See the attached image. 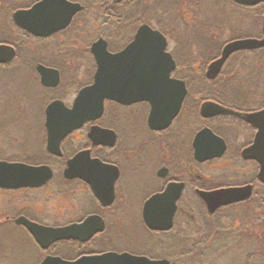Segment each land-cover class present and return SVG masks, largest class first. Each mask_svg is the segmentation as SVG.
Here are the masks:
<instances>
[{
	"label": "flooded vegetation",
	"instance_id": "1",
	"mask_svg": "<svg viewBox=\"0 0 264 264\" xmlns=\"http://www.w3.org/2000/svg\"><path fill=\"white\" fill-rule=\"evenodd\" d=\"M11 1L0 0V18L9 17L8 24L11 26H7L8 35L0 32V35L7 37L0 44L12 46L15 53L6 61H0V69L19 74V84H24L22 87L26 89L27 97L18 106L15 100L12 103L3 100L5 92L0 95V162L21 164L31 173L21 175L24 183L20 186L0 185V228L12 227L20 233L22 240L36 255L33 264H42L48 257H59L68 262L105 252H129L151 259L170 260L169 254L161 253L162 256L157 257L153 253L167 246L166 238L171 234L179 238L178 251L195 248L198 237L192 232L196 230V221L204 215H222L230 207L238 210L234 216L237 221L245 210L252 209L254 213H259L260 205L264 204L260 165L256 160L244 157L245 149L254 144L257 129L236 114L203 116L202 104L212 101L246 114L261 110L264 105L244 108L233 99L237 91L227 89V84L231 81L229 76L237 70L240 72L249 59L260 61L259 55L264 52V46L232 53L214 79L207 78L206 68L188 71L195 82L192 84V80L190 82L180 68V63L183 53L189 60H195V55L203 57L197 38L195 41L188 40L190 51L180 48L183 44L175 36V30H170V21L150 17L146 13L151 6L146 3L148 0L142 9L136 11L133 6L137 0H67L82 4L83 9L76 12L65 26L50 34L36 36L18 26L13 15L18 10L32 8L41 0H28L29 3L27 0ZM236 5L245 9L257 32L222 40V26L226 25L225 31L232 33L233 24L209 27L218 43L210 53L214 54L211 61L218 59L224 46L232 40H262L264 37V1L252 6ZM252 10L258 12V19L253 16ZM143 25L159 30L165 36L163 52L171 54L176 62L171 77L185 83L186 93L178 110L176 99L180 98L184 86L163 84L160 77L166 70L165 58L157 53L161 48H155L144 39L145 44L142 42L136 48L143 46L140 53H133L136 49L131 50L120 59V73L125 74L118 79L122 84L120 87L132 91L138 88L135 83L138 72L152 74L159 77L141 76L140 81L155 80V85L146 89L166 91V96L153 94L158 99L153 103L150 100L123 103L105 99L102 115L98 118L86 120L82 126L71 130L68 126L50 128L46 107L52 102L61 101L71 108L78 93L93 84L98 65L91 51L92 44L103 39L107 41L111 53H121L132 45ZM9 32L13 34L11 40ZM150 49H156V56L152 57L158 67L156 70L144 69L148 65L146 57L152 55ZM138 66L141 68L138 69ZM132 74L135 76L133 79ZM221 75L222 78L227 77L223 79V86L216 89L220 81L217 78ZM56 77L58 82L52 85ZM203 79L210 85L202 86L200 83ZM37 91L38 97L30 95ZM164 97L171 100L161 103L160 98ZM10 105L11 108L18 106V109L39 108L41 116H5ZM65 129L68 131L62 133ZM203 130L208 132L202 138L200 134ZM226 130H231V136ZM213 135L223 142L215 141ZM204 144L210 153L224 147L223 153L202 160ZM80 154H83L82 165L76 167L84 171V178L71 167L74 157ZM41 167L44 182L34 170ZM245 186H252V195L248 199L221 206L214 213H209L201 192ZM151 199L155 201L150 212L158 216L167 212L169 204L175 205L170 229H153L145 223L143 210ZM133 201L140 204L138 217L142 220L144 231L150 233L149 247L142 251L118 249L111 239L120 207ZM244 206L247 207L244 209ZM89 218H94L92 224L87 229L83 228ZM32 224L55 230L75 225L77 228L69 230L70 237L54 238L51 233L39 241L28 226ZM91 231L93 233L90 234ZM186 237L191 239L188 244ZM0 264H8L5 255L0 257Z\"/></svg>",
	"mask_w": 264,
	"mask_h": 264
},
{
	"label": "rangeland",
	"instance_id": "2",
	"mask_svg": "<svg viewBox=\"0 0 264 264\" xmlns=\"http://www.w3.org/2000/svg\"><path fill=\"white\" fill-rule=\"evenodd\" d=\"M16 1L12 0L11 2L14 3ZM29 2L27 0V3ZM145 2L146 0H137L136 5L133 6V10L142 9L144 7L142 5ZM146 3L151 4L146 11L150 17L156 16L167 20L168 23L170 21V30H175V36L180 38L183 44V46L180 45V48L184 47L183 49L186 52L190 51L191 46L188 40L192 39L195 41V38H197V44H200L199 49L203 57L195 55V60H192V63H190L189 58L184 53L183 55L181 54L180 68L185 71V76L190 82L192 76H190L191 73L188 71L196 68L198 70L207 68L211 62L210 58L214 56V54L210 53L213 47L216 48L218 46L217 40L213 36L214 34H211V30L208 29L209 27L222 26L227 23L233 24L234 31L232 33L225 31L226 25L222 26L220 34L222 40L230 38V36L239 37L248 32H257L253 29V23H251L245 9H242L230 0H148ZM163 11L167 12V15L163 14ZM252 12H254L253 16L258 19L260 16L257 15L258 12L254 10ZM161 13L164 18L160 15ZM8 18H0V22L2 23L0 32L7 33V35V26H10ZM12 35L9 32L10 40L13 37ZM5 38L7 37H4V34L0 35V41ZM84 40L87 41V39ZM259 56L260 61L249 59L240 72L237 70L234 75L229 76L231 81L227 84V89L237 91L233 99L237 100L247 109L259 108L264 105V52ZM206 61L208 64H205ZM242 65L243 63L239 69ZM1 71L0 69V95L5 92L3 100L11 103L15 100L14 102H17L19 106V103L27 97V91L22 87L24 84H19V74L16 71H2L4 72L3 74ZM226 77L227 75L224 78ZM224 78H222V75L217 78L220 81L216 84V89H220L223 86ZM191 83H195L194 80ZM209 83L203 79L200 84L202 86L206 84L209 86ZM6 85H9V87ZM30 95L38 97V91L30 93ZM0 102L2 101L0 100ZM11 106L8 114L5 116L12 118L41 116V109L39 108L18 109V106L17 108H11ZM230 131L226 130V133ZM229 135L231 136L230 133ZM139 206L138 202L133 201L124 207H120L116 230L111 238L112 244L118 249L130 248V251H142L149 247L150 233L144 231L142 220L138 217ZM246 207L244 206V209ZM260 207L263 208L262 211ZM260 207L259 213H254L252 209H249L247 212L245 210V214H243L242 218L239 216L237 221L234 220V216L238 210L230 207H228L230 209L225 208V212L222 210V215L213 217H205L204 215V217L199 218L196 221L197 227L195 232H191L195 233V237H198L199 241L197 247L194 248L195 251L201 250L206 256L204 263L200 264H210V262L212 264H264V204L260 205ZM216 228L219 233L215 235L213 233ZM190 229L192 230V227ZM191 237L194 238L193 236ZM190 241L191 239L186 237V244L190 243ZM165 245H167L166 247L164 246L165 248L155 251L153 255L161 257V253L169 254L172 264H181L177 260V257L184 254L185 251H182V249L181 251L177 250L179 238L177 239L174 234H171L166 238ZM3 255L7 257L8 264H33L36 258L33 249L22 240L20 233L16 230L14 231L12 227L0 228V257ZM182 264H197V262L190 261Z\"/></svg>",
	"mask_w": 264,
	"mask_h": 264
},
{
	"label": "water",
	"instance_id": "3",
	"mask_svg": "<svg viewBox=\"0 0 264 264\" xmlns=\"http://www.w3.org/2000/svg\"><path fill=\"white\" fill-rule=\"evenodd\" d=\"M119 1V0H116ZM241 5H257L258 3H262L264 0H233ZM83 9V5L80 3L70 2L67 0H41L35 3L32 8L27 10H18L14 13L15 23L26 29L27 31L36 35H47L52 33L53 31L65 26L71 20L72 16L76 14V12ZM64 16V17H63ZM149 42L150 45H154V47H160L161 50H157L158 55L164 56L166 69L164 73L161 74V79H163L164 85H182L184 88L180 92V98L177 102L176 111L181 105L182 100L184 99V95L186 93L185 83L183 81H178L171 77V71L175 69L176 62L173 60L171 54L167 52H163L164 46H166L165 36L156 29L151 28L148 25H143L138 30L137 35L135 37L134 42L130 47H128L125 51L119 53H111L107 48V41L103 39H99L91 46L92 54H94L95 59L97 61V71L94 77L93 84L83 88L77 95L73 106L71 108L66 107L65 104L61 101L52 102L48 107H46V116L49 119L50 128L55 126H68V128L74 129L89 119H96L99 115H102L104 108L105 99H113L123 103H129L139 100H150L153 102H157L158 99L154 98L152 95L156 93H161V95L166 96V91L158 92L154 89H146L150 88L152 85H155L156 82L148 79L146 82H141V76H147L149 78H156L159 76L152 74H143L137 73V87L134 90H128L124 87H120L122 85L118 79L122 76H125L124 73H120L119 62L120 59L123 58L127 52L131 50H135L137 47L141 45L144 41ZM143 40V41H142ZM143 44H145L143 42ZM142 44V45H143ZM260 46H264V37L262 40L253 39V38H244V39H235L228 42L222 51V55L218 57V59L212 61L208 67L206 68V76L209 79L216 78L227 59L230 55L236 51L245 50V49H253L258 48ZM143 47V46H141ZM140 47V48H141ZM140 48L133 51V53L139 52ZM156 49L151 50L152 55L146 57L148 65L144 66V69L148 70H156L158 67L153 63L152 57L156 56ZM15 53V49L12 46L6 44H0V61H6L10 57H12ZM164 54V55H163ZM139 55V61H140ZM140 63H142L140 61ZM141 68L138 66V69ZM45 70V69H44ZM53 72V71H51ZM57 76V75H56ZM132 79L135 77L133 74L131 75ZM45 82V81H44ZM58 82V77H56L55 82L52 85H55ZM48 84V83H46ZM51 85V84H49ZM48 85V86H49ZM161 103H166V101H170L171 99L160 98ZM177 113V112H175ZM218 114H236L239 115L242 119H245L252 126L257 128V134L254 138V144L250 146L248 149H245L244 157L256 160L260 165L259 178L264 183V108L253 112V113H240L229 109L228 107H224L223 105L207 101L202 104V115L203 116H214ZM52 122V123H51ZM68 130L65 129L62 133H66ZM208 131L203 130L200 134V137L203 138L204 134ZM212 134V133H211ZM213 139L215 141H222L217 138V136L213 135ZM223 142V141H222ZM204 144L202 147V160L210 159L215 156H220L223 153L224 147L222 150L217 152H212L205 148ZM75 159L71 162V167L74 168L75 172L82 178H84V171L81 168H77L76 166L82 165L83 154L77 155L74 157ZM29 169H24L21 164H10L6 162H0V185L6 187H17L22 185L24 182L22 181L21 175H24V172L28 174L31 173L28 171ZM35 172L41 176V182H44L45 177H43V167L35 168ZM39 182V183H41ZM252 186L245 187H230V188H222L210 192H201L202 198L206 202L207 209L209 213H214L216 209L221 206L229 205L230 203H234L236 201L248 199L252 195ZM154 199L148 201L145 204L143 214L145 223L148 227L153 229H170L173 225V215L175 212V205L169 204V208L166 213L163 215H156L150 212V208L152 203H154ZM168 206V205H167ZM94 218L86 219L83 224V228H86L92 224ZM19 221H24V219H20ZM31 231L38 237L40 241L43 236L53 234L54 238H67L70 237V229H76L77 226L65 227L59 229H50V228H40L36 225H28ZM80 228V227H79ZM95 231V230H94ZM93 231L90 232V234ZM89 235V234H88ZM42 264H170L169 259H151L144 255H134L129 252L117 253V252H105L102 254L96 255H87L83 256L75 261H65L59 257H48Z\"/></svg>",
	"mask_w": 264,
	"mask_h": 264
},
{
	"label": "trees",
	"instance_id": "4",
	"mask_svg": "<svg viewBox=\"0 0 264 264\" xmlns=\"http://www.w3.org/2000/svg\"><path fill=\"white\" fill-rule=\"evenodd\" d=\"M190 63H192V58L190 59ZM195 63V62H193ZM205 64H208L207 61L205 62ZM219 233L217 228L214 229V233L213 234H217ZM198 241V240H197ZM199 241L197 242L198 245ZM197 247V246H196ZM194 248H191L189 250H186L184 254L180 255L177 257V260H179V263H186V262H190V261H196L197 264L200 263H204V259H206V256L204 255V252H201V250H193ZM208 264V263H207ZM210 264H212L210 262Z\"/></svg>",
	"mask_w": 264,
	"mask_h": 264
}]
</instances>
